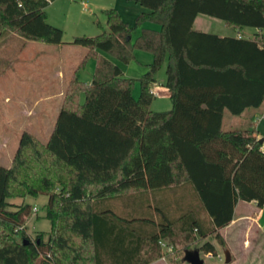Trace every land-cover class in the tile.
<instances>
[{"label":"trees","instance_id":"16d2710c","mask_svg":"<svg viewBox=\"0 0 264 264\" xmlns=\"http://www.w3.org/2000/svg\"><path fill=\"white\" fill-rule=\"evenodd\" d=\"M54 1L0 0V39L13 34L62 44L63 31L48 22L46 10ZM129 1L149 11L138 16L134 28L110 9L103 11L109 31L74 39L73 44L88 50L78 70L90 58L96 70L91 84L76 76L70 81L49 141L43 144L24 132L11 166L0 165V264H152L168 257L161 243L177 234L190 243L194 232L199 240L215 235L224 246L220 231L234 220L239 202L264 207V144L255 124L229 131L220 123L210 128L214 100L228 93V81L264 107V80L249 77L240 64H197L187 50L201 16L239 32L255 29L249 40L264 49V0ZM138 28L141 34L134 41ZM136 51L153 56L138 80L126 78L100 53L127 65ZM165 65L172 109L154 112L150 87ZM189 72L224 83L192 86L185 82ZM238 77L247 84L240 85ZM233 99L226 107L239 115V99ZM179 190L191 196L186 209ZM168 192L167 199L157 198ZM150 193L153 203L148 199L149 208L138 209V194ZM42 194L49 197L47 218L52 221L47 241L41 235L32 240L24 231L30 205L9 210L11 199ZM119 198L125 210L102 204ZM200 251L217 254L211 242Z\"/></svg>","mask_w":264,"mask_h":264},{"label":"rangeland","instance_id":"374dc122","mask_svg":"<svg viewBox=\"0 0 264 264\" xmlns=\"http://www.w3.org/2000/svg\"><path fill=\"white\" fill-rule=\"evenodd\" d=\"M131 4V5H130ZM134 3H129L127 0H56L50 4L47 8L48 22L54 27L61 29L64 33L62 44L49 45L41 42L28 41L20 38L16 35L10 34L7 37L0 39V119L2 115L9 114V106H20L27 112L33 109V122L29 128H24L26 131L30 129H39L36 127V121L40 119L36 118V115L41 114V110L51 105L56 107L61 103L58 94L62 84L60 82V73L65 75V85L68 89L71 76L78 73L81 79H84L88 74L93 73L95 68V58H90L85 64V67L81 70H77L79 64L87 55L88 50L73 44V41L77 37H96L109 31L107 25V19L103 13L105 10L115 9L122 18L130 23L132 28L136 25V20L139 15H136ZM140 8V7H138ZM208 18V17H206ZM213 24L212 32L219 35H236V29L229 27L225 22L213 18H208ZM256 30L252 28H245L240 32L243 38L250 37ZM141 34V29H135L133 31V40ZM102 55L108 57L114 64L120 66L126 76H130L132 79H140L142 77L143 68L146 65L149 58L153 56L144 51L135 52V60L129 65L122 64L118 60L110 57L104 52H100ZM166 78V65L158 72L156 79L165 80ZM64 81V80H63ZM14 82H17V88L12 86ZM68 83V84H67ZM68 85V86H67ZM135 91V97H139L140 83H137ZM31 91V92H30ZM67 92V90H66ZM66 94V93H65ZM53 98V99H52ZM52 99V100H51ZM160 106L164 108V102L158 101ZM166 109H169L167 106ZM168 111L162 110L161 112ZM51 115V114H50ZM4 119H6L4 117ZM48 126L52 127L54 121L50 116ZM31 124V123H30ZM46 126V128L48 127ZM256 129L260 136V139H264V119L260 114L256 118ZM47 128V130L50 129ZM22 126L20 124H14L12 127H4L5 132L10 131V141L3 143L0 142V149L3 148V152L0 150V164L7 167L8 154H15L19 148L18 141H16V132H18ZM1 130V128H0ZM48 135V134H47ZM41 139V143L45 144L49 139L46 134L38 136ZM4 145V146H3ZM18 148L16 150V147ZM5 156V159H4ZM14 158V157H13ZM191 188V187H189ZM178 198L182 197L184 200L183 207L187 208V204L192 203L191 196L187 190L177 191ZM125 200V199H123ZM128 200V199H127ZM49 197L47 195H39L38 197H28L26 199L16 198L11 199L9 202L13 204L9 208L10 211H15V206L30 205L31 214L26 219L25 233L30 239L35 240L41 235L44 241L48 240L49 233L52 229V221L47 218V204ZM187 201V202H186ZM123 203V201H122ZM104 207H113L115 205L116 211L121 209L116 206L117 203H111L106 201L102 203ZM117 207V208H116ZM37 209V212H34ZM175 218L179 216L175 209L172 210ZM205 220V215H201ZM157 221H161L160 218L155 217ZM239 235H233L231 232L228 235L225 245L222 246L217 241L215 235L208 236L206 239L199 240V234L194 232L193 239L190 242L184 241V236L177 234L174 238L163 240L161 243L163 252L168 253L166 262L159 259L152 264L161 261L163 264H189L184 261L185 251L191 250L200 252L201 259L205 264H227V254L231 255L232 261L229 264H258V259L255 255H249L245 253L243 249V241L245 236L242 234V230L246 229L243 224ZM7 232V231H6ZM19 232H21L19 230ZM8 235L11 236L10 232ZM22 236H17V240L21 241ZM206 242H211L217 249V254L206 255L200 251V248ZM173 248H171V247ZM171 249V251L168 250ZM39 264V261L33 263Z\"/></svg>","mask_w":264,"mask_h":264},{"label":"crops","instance_id":"0c3cea01","mask_svg":"<svg viewBox=\"0 0 264 264\" xmlns=\"http://www.w3.org/2000/svg\"><path fill=\"white\" fill-rule=\"evenodd\" d=\"M130 2L131 1H129V3ZM133 5H134L133 7H135L134 9L136 12L135 16H137L138 14L149 12L140 5H137L135 3ZM125 22L130 25L129 22L127 21ZM212 26H213L212 22L208 20V18L206 17L201 16L198 17V19L196 20L195 32L190 35L187 42L188 55L192 59V61L197 64H209L214 66H224L227 64H240L246 68L249 77L264 80V49L262 47L257 46L256 44H254L252 41L249 40L256 33V31L250 37H247L245 39L240 35V32L238 30H236L237 33L236 35H228V34L219 35L217 33H213ZM152 62H153V58H149V60H147L146 65L143 68L144 70L142 73L143 75L148 71V66L151 65ZM95 70H96V64L93 73L88 74L84 79H81V76H78L79 73L78 71L77 73L74 72L71 78L73 79V77L76 76L79 81L86 84H91L94 78ZM123 74L126 78H131L128 75L126 76L124 70H123ZM197 75L198 76H196V74H194L193 72L192 73L189 72L187 77L185 78V82H187L189 85L192 86L208 84V83H216V82L224 83L223 79L215 80L209 76L207 77L205 74L201 72H198ZM65 78H66L65 75L60 73V82L62 84V87L60 88L61 89L60 93L57 96L58 98L62 99L61 103L56 107L55 106L52 107L51 105H48L41 110L42 112L41 114L39 113L38 115H36V118L40 120L36 121L35 126L38 128L40 127L39 129H35V130L30 129V131H26L24 129L26 127L29 128L30 126H34L32 125L34 118L32 114L33 109L27 112L19 105L9 106L8 108L9 114L7 116L2 115L1 116L2 118L0 119V128H1L0 142L6 143L10 141V131L5 132L3 128L7 126L12 127L14 126V124H18V123L20 124V126H22V128L18 132H16L15 135L18 144L24 132H29L33 134L39 141H41V139L38 136L43 135L44 132V134H46V136H49L50 139L54 131L58 115L63 106L65 93L67 90V87L65 85ZM238 78L240 80L239 81L240 85L244 86L247 84V82H245L243 78L241 77ZM166 81H167V74L165 80L162 79L159 81L158 79H156V82L153 83L150 87L151 93L154 95V101L151 106V109L154 112H161L162 110L169 111L172 109L171 92L166 87ZM226 85L228 88V93L218 96L214 100L213 109L216 114L213 116L211 120L210 128L212 130H216V128L218 127V123H220L222 129L225 131L242 128L247 123H253L256 125V118L260 114L262 116L264 115V107H259L260 105H258L259 98L254 99L250 97V95H246L245 92L236 89L232 81H228ZM12 86L17 88V82L16 83L14 82ZM136 89L137 88H135L134 90V95ZM140 93H141V88H140L139 96ZM233 98H235V100L239 99L238 108L242 109V113L239 115L232 114L230 112L229 107H226V104L234 103ZM158 101L164 102L163 105L165 109H162L163 106L157 104L159 103ZM84 102H85V95L82 94L81 103L83 104ZM167 106H169V109H166ZM50 116L54 121L52 127L48 126V121H47ZM4 117L6 119H4ZM46 126L50 127V129L47 130L48 127L46 128ZM49 139L44 143H47ZM258 139L261 140L259 135H258ZM3 148L0 149L2 153H4ZM17 148L18 145L16 147V150ZM1 157H3V155H0V158ZM13 157H14L13 154H8L7 159L9 165H7V167L11 166L14 159ZM170 193L171 192L161 195L157 194V198L167 199V197H170ZM148 199H150L151 203H153L154 194L150 193L149 196L148 195L146 196V194H138L137 196L138 209L139 207L146 209L149 208V205L151 204ZM111 203H117L116 206L118 205V207L121 208V211L126 209L125 208L126 204H123L120 198L117 200H111L110 204ZM113 207H115V205H113ZM243 224L246 226V229L244 231L242 230V234L245 236L244 241L242 243L243 249L245 250L244 252L249 255L252 254L255 255L258 259L257 263L264 264V207L259 208L256 202H252V203L239 202L235 209L234 220L228 227L220 231L224 240L227 241L228 239L227 237L230 232L233 235L236 236L239 235V233H241L240 232L241 229L239 228H241ZM169 249L170 248H168V250ZM162 261L166 262V259L163 258ZM154 264H163V262L158 261Z\"/></svg>","mask_w":264,"mask_h":264},{"label":"water","instance_id":"95a60500","mask_svg":"<svg viewBox=\"0 0 264 264\" xmlns=\"http://www.w3.org/2000/svg\"><path fill=\"white\" fill-rule=\"evenodd\" d=\"M260 144H262V145L264 144V139L260 140ZM184 261L189 263V264H205L204 261L201 259L200 252L198 250L186 251ZM231 261H232L231 255L227 254L226 263L229 264V263H231Z\"/></svg>","mask_w":264,"mask_h":264},{"label":"built area","instance_id":"2783aa9c","mask_svg":"<svg viewBox=\"0 0 264 264\" xmlns=\"http://www.w3.org/2000/svg\"><path fill=\"white\" fill-rule=\"evenodd\" d=\"M262 119H264V115L262 116ZM34 212H37V209H34ZM19 230H23V228H19ZM171 251V249H169Z\"/></svg>","mask_w":264,"mask_h":264}]
</instances>
